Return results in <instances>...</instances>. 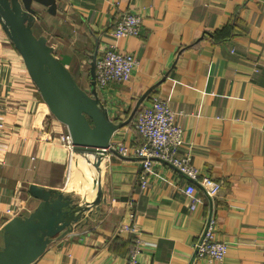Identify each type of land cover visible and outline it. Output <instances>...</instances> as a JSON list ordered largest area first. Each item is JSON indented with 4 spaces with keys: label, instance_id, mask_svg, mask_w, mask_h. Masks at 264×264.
Wrapping results in <instances>:
<instances>
[{
    "label": "crops",
    "instance_id": "obj_1",
    "mask_svg": "<svg viewBox=\"0 0 264 264\" xmlns=\"http://www.w3.org/2000/svg\"><path fill=\"white\" fill-rule=\"evenodd\" d=\"M56 1L55 14L39 7L32 30L83 89L120 15L142 17L138 35L117 41L137 57L131 77L109 83L99 96L116 120H125L147 90L139 108L153 96L166 98L184 131L179 153L189 151L199 172L221 187L209 197L194 181L199 200L192 210L184 192L190 180L167 162H155L142 192L136 157L107 151L92 172V155H70L60 141L66 126L48 110L0 28V50L14 57L0 51V92L8 89L11 99L0 132V232L38 203L30 184L72 194L76 202L78 189L85 194L79 200L93 206L29 264H125L136 238L142 264H264V0ZM135 115L111 143L141 139ZM209 215L228 253L222 261H191Z\"/></svg>",
    "mask_w": 264,
    "mask_h": 264
},
{
    "label": "water",
    "instance_id": "obj_2",
    "mask_svg": "<svg viewBox=\"0 0 264 264\" xmlns=\"http://www.w3.org/2000/svg\"><path fill=\"white\" fill-rule=\"evenodd\" d=\"M34 3L44 6L48 13L56 12V0H0V25L49 111L66 126L74 151L94 152L98 162L110 148L113 132L131 121L149 90L137 99L125 120L110 118L95 80L96 54L90 87L85 90L53 53L47 39L34 34L32 26L40 11ZM28 190L38 203L28 214L14 215L3 224L0 264L31 263L43 253L51 237L69 229L94 204L91 200L76 202L68 194L36 184H30Z\"/></svg>",
    "mask_w": 264,
    "mask_h": 264
},
{
    "label": "built area",
    "instance_id": "obj_3",
    "mask_svg": "<svg viewBox=\"0 0 264 264\" xmlns=\"http://www.w3.org/2000/svg\"><path fill=\"white\" fill-rule=\"evenodd\" d=\"M141 27L142 17L133 11L124 12L116 20L110 31L111 41L105 44L96 56L95 80L98 90H103L111 82H123L131 77L137 64V57L131 52L119 49L117 41L122 37L138 35ZM175 115L176 112L172 110L166 98L151 97L145 105L138 109L133 119V127L139 132L141 139L130 144L110 143V148L107 151L109 153L117 152L121 156L136 157L139 160L140 170L136 183L139 192L148 187L155 162L164 161L175 167L190 180L185 185L184 192L189 198V208L194 210L199 200L194 181L203 187L205 194L209 197L216 194L221 183L209 174H201L194 165L189 151L183 154L179 153V149L184 145V131L175 122ZM4 130V124L0 120V132ZM59 139L69 154H73L74 147L67 129L60 133ZM215 225L216 219L209 215L203 231L193 243L192 261H222L226 257L228 244L216 238ZM140 248V240L136 238L125 264H142L137 260Z\"/></svg>",
    "mask_w": 264,
    "mask_h": 264
},
{
    "label": "rangeland",
    "instance_id": "obj_4",
    "mask_svg": "<svg viewBox=\"0 0 264 264\" xmlns=\"http://www.w3.org/2000/svg\"><path fill=\"white\" fill-rule=\"evenodd\" d=\"M34 6L38 9L39 8V6L37 5V4H35L34 3ZM38 17H39V15H38ZM37 20V19H36ZM41 25H43V23H41ZM44 26V25H43ZM47 26V25H46ZM0 28H2L1 27V25H0ZM34 30H35V32L36 33H38L40 30H39V28H37V26H35L34 27ZM4 31V30H3ZM6 34V33H5ZM5 38V37H4ZM6 39L10 42H7V45H10L13 49L12 50H15V52L18 54V56L20 57V63H21V65H23L24 66V68L26 69V67H25V65H24V62H23V60H22V57L20 56V54L18 53V51L14 48V46L12 45V43H11V41L9 40V38L6 36ZM118 46V45H117ZM10 47V48H11ZM120 49V48H119ZM122 50V49H121ZM4 55L3 56H5V57H8V55L10 56V58H12L13 57V55H12V53H7V51L4 49V48H2L1 50H0ZM122 51H125V50H122ZM8 54V55H7ZM96 56H97V54H96ZM9 58V59H10ZM14 58V57H13ZM16 58V57H15ZM27 71V70H26ZM28 73V72H27ZM29 75V74H28ZM30 77V76H29ZM31 79V78H30ZM13 82V81H12ZM33 82V81H32ZM34 84V83H33ZM12 85V84H11ZM8 86V85H7ZM34 86H35V84H34ZM84 87H86L85 85H83ZM12 88V87H11ZM8 90V89H7ZM7 90H5L3 93H1L0 92V120L2 121V113L5 111V103H7L8 104V102L11 100L9 97H10V95L7 93L6 94V92H7ZM85 90H89V88H87V89H85ZM100 91V90H99ZM11 92V91H10ZM49 110V109H48ZM52 114V113H51ZM53 115V114H52ZM5 131V130H4ZM3 131V132H4ZM110 143H111V141H110ZM75 152V151H74ZM90 154V155H92V156H89V155H87V157H88V159L90 160H93V162L91 161V170H92V172H96V167H95V165L93 164L94 162H96L97 163V157L95 158V157H93L94 155H96L94 152H90V151H76L75 153L76 154H79V153H81V154ZM106 152H107V150H106ZM76 156H78V155H76ZM124 157H126V156H124ZM88 168H89V166H88ZM68 173V172H67ZM84 173H85V175H86V177H89V173H88V170L87 169H85L84 168ZM75 194H76V199H77V201H80L79 199L80 198H78V197H80L81 196V198L82 197H84V193L82 192V190H78V189H76V191H75ZM71 196H72V194H70ZM72 198H73V196H72ZM75 198V197H74ZM24 209V208H23ZM10 210V209H9ZM19 211H20V209H19ZM18 214H20V212H17ZM20 216V215H19ZM1 242H2V239H1V237H0V244H1Z\"/></svg>",
    "mask_w": 264,
    "mask_h": 264
},
{
    "label": "trees",
    "instance_id": "obj_5",
    "mask_svg": "<svg viewBox=\"0 0 264 264\" xmlns=\"http://www.w3.org/2000/svg\"><path fill=\"white\" fill-rule=\"evenodd\" d=\"M141 107H142V106H141ZM141 107H140V108H141ZM136 113H137V112H136Z\"/></svg>",
    "mask_w": 264,
    "mask_h": 264
}]
</instances>
